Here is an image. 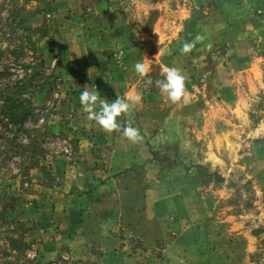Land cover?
<instances>
[{
	"label": "rangeland",
	"instance_id": "374dc122",
	"mask_svg": "<svg viewBox=\"0 0 264 264\" xmlns=\"http://www.w3.org/2000/svg\"><path fill=\"white\" fill-rule=\"evenodd\" d=\"M165 66L185 77L178 102L156 84ZM91 86L108 101L141 94L119 131L88 120ZM10 91L32 115L18 130L0 112V264H96L52 243L78 230L127 125L147 152L132 170L155 206L174 201L175 214L161 207L176 242L137 238L120 263L264 264V0H0V106Z\"/></svg>",
	"mask_w": 264,
	"mask_h": 264
},
{
	"label": "crops",
	"instance_id": "0c3cea01",
	"mask_svg": "<svg viewBox=\"0 0 264 264\" xmlns=\"http://www.w3.org/2000/svg\"><path fill=\"white\" fill-rule=\"evenodd\" d=\"M123 61L122 68L116 64L112 66L116 86L124 80L127 71H123V67L128 66L130 59ZM98 65L97 76L103 79L108 72L103 69L104 62L99 61ZM100 90V93L105 94ZM115 92L121 95L125 89L118 88ZM140 124V127H146H143L145 123ZM114 141L115 148L108 155L110 157L104 171L108 173L109 180L93 190L91 196L80 199L81 217L75 234L71 237H56L52 243L59 247L69 246L75 256L96 264H124L120 260L127 255V247L136 243L137 238L149 242L158 238L171 245L176 242V238H171L170 234L174 232L173 225L165 223V218L170 215H166L161 207L163 205L167 212L175 214L174 201L161 199L155 206L159 197L152 198L154 189L144 179L145 171L139 168L132 170V167L135 169L136 165L146 160V150L143 151L139 141L133 143L123 133L118 134ZM190 231L186 233L183 230L181 236L176 234L173 237H189ZM133 262L130 258L125 264Z\"/></svg>",
	"mask_w": 264,
	"mask_h": 264
},
{
	"label": "clouds",
	"instance_id": "9594fccd",
	"mask_svg": "<svg viewBox=\"0 0 264 264\" xmlns=\"http://www.w3.org/2000/svg\"><path fill=\"white\" fill-rule=\"evenodd\" d=\"M200 39L202 37L197 36L194 40L184 42L181 51L184 53L190 52L195 47L196 41ZM151 62L149 59L137 61L134 64L135 72L140 76H146L150 71ZM162 71L164 79L157 80V86L163 94L167 95L171 102L180 101L186 92L184 75L176 67L165 66ZM151 82V78L146 81L147 84ZM141 99V94L135 93L131 96H116L114 100L108 101L101 96L94 86H91V90L83 87L79 95V103L83 111L87 113L88 120L96 122L104 131L109 133L121 129L120 117L129 116L133 105L140 102ZM123 135L133 143L143 139L140 130L131 125L123 127Z\"/></svg>",
	"mask_w": 264,
	"mask_h": 264
},
{
	"label": "trees",
	"instance_id": "16d2710c",
	"mask_svg": "<svg viewBox=\"0 0 264 264\" xmlns=\"http://www.w3.org/2000/svg\"><path fill=\"white\" fill-rule=\"evenodd\" d=\"M3 100L0 106V112H4L3 117L6 118L7 122L15 124L19 130L26 118H30L32 115L30 109V103L27 99H21L19 101L18 93L9 92ZM9 130H14L10 128Z\"/></svg>",
	"mask_w": 264,
	"mask_h": 264
},
{
	"label": "built area",
	"instance_id": "2783aa9c",
	"mask_svg": "<svg viewBox=\"0 0 264 264\" xmlns=\"http://www.w3.org/2000/svg\"><path fill=\"white\" fill-rule=\"evenodd\" d=\"M118 57V55H116Z\"/></svg>",
	"mask_w": 264,
	"mask_h": 264
}]
</instances>
